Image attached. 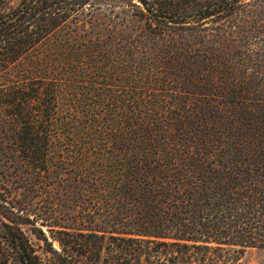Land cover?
Masks as SVG:
<instances>
[{"label":"trees","instance_id":"16d2710c","mask_svg":"<svg viewBox=\"0 0 264 264\" xmlns=\"http://www.w3.org/2000/svg\"><path fill=\"white\" fill-rule=\"evenodd\" d=\"M0 176V264L264 250V0H0Z\"/></svg>","mask_w":264,"mask_h":264},{"label":"rangeland","instance_id":"374dc122","mask_svg":"<svg viewBox=\"0 0 264 264\" xmlns=\"http://www.w3.org/2000/svg\"><path fill=\"white\" fill-rule=\"evenodd\" d=\"M17 0H9V3L11 5L15 4ZM2 180L0 176V181ZM38 208L42 209V206L39 205V207L30 209L32 211L31 213H37ZM30 227V226H28ZM31 242L34 245L37 253L40 255L41 259L43 260L44 264L47 263V259L49 256L45 254L42 250L43 244L42 242L36 240L33 236L30 237ZM54 248L58 249L57 243H54ZM239 264H264V250H257V249H250L248 250L241 260L239 261Z\"/></svg>","mask_w":264,"mask_h":264}]
</instances>
